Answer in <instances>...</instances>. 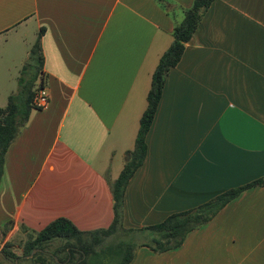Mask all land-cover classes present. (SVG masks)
Here are the masks:
<instances>
[{"label": "crops", "instance_id": "crops-1", "mask_svg": "<svg viewBox=\"0 0 264 264\" xmlns=\"http://www.w3.org/2000/svg\"><path fill=\"white\" fill-rule=\"evenodd\" d=\"M191 2L0 0V38L23 29L33 43L41 32L49 91L47 108H33L7 148L0 230L7 220L16 230L33 202L37 222L55 211L83 230L82 218L111 222L109 164L134 141L152 71ZM146 143L125 188V227L264 175V0L210 3L166 76ZM128 264H264V185L243 190L177 247L136 246Z\"/></svg>", "mask_w": 264, "mask_h": 264}, {"label": "trees", "instance_id": "trees-1", "mask_svg": "<svg viewBox=\"0 0 264 264\" xmlns=\"http://www.w3.org/2000/svg\"><path fill=\"white\" fill-rule=\"evenodd\" d=\"M213 0H192L182 9V17L175 20L172 40L155 65L146 93V105L140 117L133 148L118 175L110 181L113 198V216L105 227L90 230L78 228L65 216H58L44 225L36 234H29L22 242V256L12 249L9 240L0 244V258L14 261L27 258L34 264H128L133 250L140 244L162 252L179 246L193 229L208 222L223 206L243 190L264 185V175L243 184L226 188L195 206L166 215L162 220L140 227L123 225V198L129 178L143 162L146 134L151 125L166 76L181 58L185 43L190 39L205 11ZM43 29V28H42ZM40 35L29 50L34 72L30 79H21L16 93H10L5 105L0 106V177L8 146L33 109L31 99L36 81L42 80L43 55ZM11 222L0 230L5 235ZM56 243V244H55ZM35 249L33 254H28ZM1 264V263H0Z\"/></svg>", "mask_w": 264, "mask_h": 264}, {"label": "rangeland", "instance_id": "rangeland-1", "mask_svg": "<svg viewBox=\"0 0 264 264\" xmlns=\"http://www.w3.org/2000/svg\"><path fill=\"white\" fill-rule=\"evenodd\" d=\"M33 33L28 32L24 34L23 29L18 32H11L8 37L4 39L0 38V106L5 105L7 102L8 95L10 93H16L20 87L21 79L28 80L31 78L34 72V66L32 65V59L29 56V50L32 46ZM4 39V40H3ZM31 42V43H30ZM157 64V63H156ZM144 99V107L146 104V95ZM139 123V122H138ZM134 141L128 146L129 150L133 148ZM107 171L106 185L110 190V181L113 180L119 173L120 169L123 167L124 163L128 160L129 154L128 150L125 153L116 155ZM48 171H44L46 174ZM43 174V176H44ZM40 182V181H39ZM40 184V183H39ZM40 194L37 195V199ZM35 201V200H34ZM40 213L38 204L34 202L30 205H25L21 212L19 213V224L16 230L8 232L5 235L0 231V244L2 245L4 241L9 240L12 242V249L19 255L22 256V242L28 237L29 234H36L41 225L47 222L48 219L51 220L57 217V212H50L47 215H43V219L39 222L35 221V218ZM31 215L32 218L27 220V217ZM26 217V218H25ZM111 218V217H110ZM110 218L107 220L106 225L109 223ZM11 220V219H10ZM8 220L1 224L4 227ZM80 223L85 225V227L90 229H95V225L100 224V220L87 221L84 218L80 220ZM103 223V222H102ZM90 227V228H89ZM56 244V243H55ZM34 250V249H33ZM32 250V251H33ZM31 251V252H32ZM31 252L29 254H31ZM30 256V255H29ZM28 256V257H29ZM1 264H34L31 260L27 258H19L14 261H6L0 258Z\"/></svg>", "mask_w": 264, "mask_h": 264}, {"label": "built area", "instance_id": "built-area-1", "mask_svg": "<svg viewBox=\"0 0 264 264\" xmlns=\"http://www.w3.org/2000/svg\"><path fill=\"white\" fill-rule=\"evenodd\" d=\"M31 103L33 108L44 109L49 104V91L48 87L39 80L34 88Z\"/></svg>", "mask_w": 264, "mask_h": 264}, {"label": "water", "instance_id": "water-1", "mask_svg": "<svg viewBox=\"0 0 264 264\" xmlns=\"http://www.w3.org/2000/svg\"><path fill=\"white\" fill-rule=\"evenodd\" d=\"M34 251H35V249L31 252V254H28V256H29V255L31 256V255L33 254ZM82 264H83V263H82Z\"/></svg>", "mask_w": 264, "mask_h": 264}]
</instances>
